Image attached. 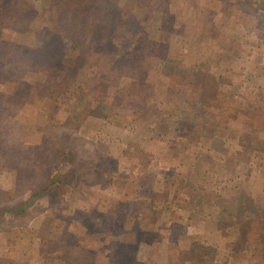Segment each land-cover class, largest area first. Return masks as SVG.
Segmentation results:
<instances>
[{
  "label": "rangeland",
  "instance_id": "obj_1",
  "mask_svg": "<svg viewBox=\"0 0 264 264\" xmlns=\"http://www.w3.org/2000/svg\"><path fill=\"white\" fill-rule=\"evenodd\" d=\"M0 264H264V0H0Z\"/></svg>",
  "mask_w": 264,
  "mask_h": 264
},
{
  "label": "trees",
  "instance_id": "obj_2",
  "mask_svg": "<svg viewBox=\"0 0 264 264\" xmlns=\"http://www.w3.org/2000/svg\"><path fill=\"white\" fill-rule=\"evenodd\" d=\"M45 189H41L39 191L40 194H42L44 192ZM26 205H28V202H19L17 205H15V211L17 213H21V212H24L26 210Z\"/></svg>",
  "mask_w": 264,
  "mask_h": 264
}]
</instances>
